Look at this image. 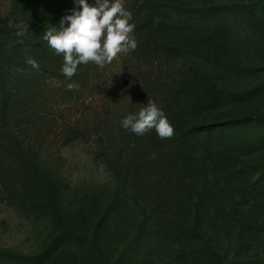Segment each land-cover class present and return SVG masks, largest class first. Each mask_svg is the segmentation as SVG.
<instances>
[{
    "label": "rangeland",
    "instance_id": "1",
    "mask_svg": "<svg viewBox=\"0 0 264 264\" xmlns=\"http://www.w3.org/2000/svg\"><path fill=\"white\" fill-rule=\"evenodd\" d=\"M123 4L137 48L104 67L78 65L68 80L43 32L74 0H0L9 98L6 108L0 98V264H218L203 238L227 264H264V244L244 247L208 210L198 225L185 220L183 241L178 232L157 238L149 218L161 190L173 205L168 178L188 169L215 188L245 187L234 212L264 233V0ZM148 100L165 113L170 138L120 126ZM173 213L161 208L156 221Z\"/></svg>",
    "mask_w": 264,
    "mask_h": 264
},
{
    "label": "clouds",
    "instance_id": "2",
    "mask_svg": "<svg viewBox=\"0 0 264 264\" xmlns=\"http://www.w3.org/2000/svg\"><path fill=\"white\" fill-rule=\"evenodd\" d=\"M131 19L132 14L124 7L123 0H94L93 3L74 0L71 13L61 18L59 27L45 29L43 40L54 54L62 55L61 74L71 80L78 65L92 62L104 67L118 54L137 48V41L131 35L135 28ZM27 63L33 68L39 67L34 59ZM75 87V83L66 84L68 91ZM145 104L138 112L121 119L120 126L136 136L154 129L161 139L170 138L174 130L163 110L154 101L148 100Z\"/></svg>",
    "mask_w": 264,
    "mask_h": 264
},
{
    "label": "trees",
    "instance_id": "3",
    "mask_svg": "<svg viewBox=\"0 0 264 264\" xmlns=\"http://www.w3.org/2000/svg\"><path fill=\"white\" fill-rule=\"evenodd\" d=\"M41 68V66H39ZM43 69V68H41ZM0 98L2 101L3 108H6V105L9 102L8 95L5 90L0 86ZM157 151L159 156H163L164 150L160 148H153ZM167 154L169 157H173L174 159H179V151L175 147H171L168 149ZM139 165V167H138ZM137 169L143 177L144 172L147 170V166L143 163L138 164ZM143 172V173H142ZM168 181L172 186L171 192L178 196L173 197V205L166 203L164 195L165 191L161 190L158 193V201L155 206L151 208L149 218L152 224V227H155L154 235L159 238L163 237V235H174L178 232L177 237L183 241L186 238L187 233L185 231L184 225L185 220L190 219L194 220L196 225L200 224L202 221L204 213L208 210L211 212L212 216L216 219L221 220L226 225H229L232 229L234 240L242 241L245 240V246L247 245H263L264 244V233L260 230L255 229L252 226H247L244 223L242 217H240L237 213H235V206L238 205L236 194H245L244 192L246 188L239 187L235 183H230L227 186L221 188H215L211 185V182L206 178L205 180H199V176L193 173L191 170H185L184 177L174 178L170 176ZM142 179H139L141 182ZM201 184V192L197 198H193L191 196L192 190H194L197 186ZM44 185L45 191H48L47 185ZM139 185V184H138ZM137 188L138 193L142 195L143 191L141 186H135ZM135 188V190H136ZM230 190H234L232 193ZM243 191V192H242ZM237 192V193H236ZM169 196V195H168ZM183 196V197H181ZM146 198L143 197L142 199ZM161 208H173V220L170 219L157 222L156 217H158L157 212ZM181 212V213H180ZM201 212H203L201 214ZM183 213V214H182ZM186 215V216H185ZM251 237L252 242L247 244V240ZM203 242L205 246L208 248L211 255L215 258L218 264H227L223 256L218 253L214 246L209 244L204 238ZM166 243V242H165ZM242 250H238L237 254L240 255Z\"/></svg>",
    "mask_w": 264,
    "mask_h": 264
}]
</instances>
